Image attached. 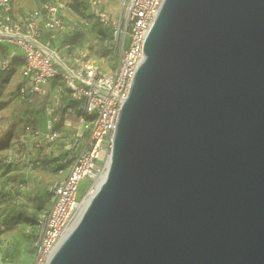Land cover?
<instances>
[{"label":"water","instance_id":"95a60500","mask_svg":"<svg viewBox=\"0 0 264 264\" xmlns=\"http://www.w3.org/2000/svg\"><path fill=\"white\" fill-rule=\"evenodd\" d=\"M48 264H264V0H163Z\"/></svg>","mask_w":264,"mask_h":264},{"label":"built area","instance_id":"2783aa9c","mask_svg":"<svg viewBox=\"0 0 264 264\" xmlns=\"http://www.w3.org/2000/svg\"><path fill=\"white\" fill-rule=\"evenodd\" d=\"M162 2L122 0L118 23L111 22L106 12L92 2L98 21L113 30L115 42L119 34L123 39L116 69L104 74L84 62L85 55L70 59L42 40V29L52 39L66 31L63 16L67 7L61 0H39V6L34 9L20 7L18 0H0V72H19L21 82L17 94L28 101L45 96L49 83L58 80L69 91L74 109L80 112L81 122L88 130L86 137L83 132L75 134L78 139L64 159L70 166L63 181L50 188L52 207L41 224L33 259L25 264H48L81 217L92 190L105 179L119 113L143 60L144 42ZM83 24V19L75 18V26ZM54 122L46 123L49 141L66 134L54 130ZM84 179H88L89 185L78 198L79 184ZM0 264H8L1 254Z\"/></svg>","mask_w":264,"mask_h":264},{"label":"rangeland","instance_id":"374dc122","mask_svg":"<svg viewBox=\"0 0 264 264\" xmlns=\"http://www.w3.org/2000/svg\"><path fill=\"white\" fill-rule=\"evenodd\" d=\"M61 1L67 7L65 23L73 16L84 20L74 36L76 44L86 52L83 61L104 74L114 72L123 39L119 34L115 42L113 30L98 21L92 2L106 12L111 22L118 23L122 0ZM46 40L53 44L50 37ZM0 74V136L11 122L16 127L0 148V254L5 263L25 264L33 259L41 224L52 207L50 188L63 181L70 166L64 159L78 139L75 134L83 132L86 137L88 130L61 82L52 80L51 94L28 101L17 94L21 82L18 71ZM39 113L49 115V120L55 121L53 129L66 134L56 141L47 140L49 120L43 115L40 124ZM88 185V179L80 182L78 198Z\"/></svg>","mask_w":264,"mask_h":264},{"label":"crops","instance_id":"0c3cea01","mask_svg":"<svg viewBox=\"0 0 264 264\" xmlns=\"http://www.w3.org/2000/svg\"><path fill=\"white\" fill-rule=\"evenodd\" d=\"M18 5H20V7L24 8V9H34L37 8L39 6V0H18ZM76 16L71 17L70 20L65 23L66 25V31L58 36H56L54 39H52L50 37V33H48L46 30L42 29L41 30V37L42 40L44 42H49L51 43L49 40H46L47 37H50L53 40V46H55L62 55L70 57V59L73 58H80L81 55H85L86 56V52L82 51L80 45L76 44V38L74 37L75 34H77L79 32L80 26H75L74 25V20H75ZM64 21V20H63ZM81 59V58H80ZM58 81V80H56ZM51 85L50 84L46 87V94L50 93L51 94ZM45 94V95H46ZM41 98V97H39ZM46 110H48L46 108ZM43 115L44 117L46 116L49 120L50 116L47 114H41L39 113L38 116V122H40V124L42 123L41 121L43 120ZM44 125V124H43Z\"/></svg>","mask_w":264,"mask_h":264},{"label":"trees","instance_id":"16d2710c","mask_svg":"<svg viewBox=\"0 0 264 264\" xmlns=\"http://www.w3.org/2000/svg\"><path fill=\"white\" fill-rule=\"evenodd\" d=\"M3 82V76L0 74V84ZM1 87V86H0ZM15 124L14 122H11L8 126H7V131L5 133H3L0 136V148L1 146H3L4 144H6V142L8 141L10 135L12 134V132L15 131ZM24 219V217H22Z\"/></svg>","mask_w":264,"mask_h":264},{"label":"bare ground","instance_id":"6f19581e","mask_svg":"<svg viewBox=\"0 0 264 264\" xmlns=\"http://www.w3.org/2000/svg\"><path fill=\"white\" fill-rule=\"evenodd\" d=\"M98 189V187H96L95 189L92 190V192L90 193V195L88 196V199L85 201V205H87V203L90 201V199L92 198V196L95 194L96 190Z\"/></svg>","mask_w":264,"mask_h":264}]
</instances>
